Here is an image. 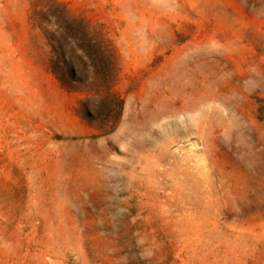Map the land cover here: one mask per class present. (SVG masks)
<instances>
[{"label":"rangeland","instance_id":"obj_1","mask_svg":"<svg viewBox=\"0 0 264 264\" xmlns=\"http://www.w3.org/2000/svg\"><path fill=\"white\" fill-rule=\"evenodd\" d=\"M0 264H264V0H0Z\"/></svg>","mask_w":264,"mask_h":264}]
</instances>
